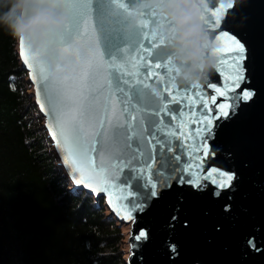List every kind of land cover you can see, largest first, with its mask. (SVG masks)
<instances>
[{"label": "water", "instance_id": "95a60500", "mask_svg": "<svg viewBox=\"0 0 264 264\" xmlns=\"http://www.w3.org/2000/svg\"><path fill=\"white\" fill-rule=\"evenodd\" d=\"M120 2L135 10V18L119 7L117 0H90L91 23L99 38L100 51L106 58L116 56L117 63L125 64L120 58L122 50L143 38V46L152 56L137 48L130 53L135 67L125 64V71L132 72L133 78L153 73L147 83L161 92V97L147 92L146 103L166 105L167 114L162 111V123L151 128L149 118H145L148 144L139 142L142 151L134 159L129 156L120 162L100 151L97 143L86 166L75 155L72 156L75 163H70L66 148L71 142H65L52 118L49 93L54 92L51 86L46 92L45 84L57 67L64 70L63 76H68L77 64V57L71 51L62 57L55 46V39L64 32L49 36L36 50L19 41L21 67L29 76L27 81L33 87L30 92L44 117V127L60 164L75 190L85 191L97 200L103 198L109 215L117 219L119 226L130 228L126 264H264V0H200L201 24L211 41L215 45V37H225L223 62L198 87L176 85L174 89H169L163 67H149L159 59L157 53H166L176 84L180 69L173 46L165 38L174 25L146 0ZM213 12H219L218 27ZM141 19L147 22L146 26H140ZM69 20L71 23L70 17ZM152 31L163 42L155 50L150 47ZM228 36L242 46V52L227 40ZM22 43L30 51L27 60ZM95 47L90 41L87 51ZM49 49H54L57 56L48 58ZM87 51L80 47L81 59L87 58ZM32 55L48 64L44 70L47 76L32 62ZM124 55L127 57L128 53ZM217 88L225 94L217 93ZM177 90L181 95H177ZM243 91L251 93L250 99L237 100ZM222 104L230 105L226 109L228 116L217 119L218 106ZM121 107L116 104L117 111ZM135 115L139 117L142 113ZM120 118L126 120L123 114ZM136 148L133 143L132 149ZM121 163V170L117 171ZM212 168L233 177L229 187H217L205 178ZM94 174L98 176L88 178ZM153 190L158 195L145 202L144 195ZM141 231L146 237L136 239Z\"/></svg>", "mask_w": 264, "mask_h": 264}, {"label": "trees", "instance_id": "16d2710c", "mask_svg": "<svg viewBox=\"0 0 264 264\" xmlns=\"http://www.w3.org/2000/svg\"><path fill=\"white\" fill-rule=\"evenodd\" d=\"M18 47L0 21V264H126L128 227L103 198L74 189Z\"/></svg>", "mask_w": 264, "mask_h": 264}, {"label": "snow or ice", "instance_id": "6c2138e0", "mask_svg": "<svg viewBox=\"0 0 264 264\" xmlns=\"http://www.w3.org/2000/svg\"><path fill=\"white\" fill-rule=\"evenodd\" d=\"M119 7L123 8L127 14H131V10L126 3L117 0ZM63 7L67 15L71 18V23L66 28L64 33L55 39V46L60 50L61 56L66 52L71 51L77 57V64L71 70L68 76H63L64 70L57 67L56 72L52 75V79L45 84L46 92H49L50 86L54 95L49 93V100L51 104V114L57 126L60 129V135L65 137V142L69 143L66 151L69 153L70 163H75L72 156L75 155L80 161L81 165L86 166L89 159V153L96 151V144L100 146V151L107 152L116 157L120 162L125 161V157L134 159L142 151L140 141H144L145 145L148 144V138L144 135V120L148 119V125L151 128L154 125L162 123L161 112L167 114V106L161 104H148L146 103V94H151L157 98L161 97V92H157L155 88L151 87L147 80L153 74L149 72L148 76H141L133 78L132 72L125 71V64L135 67L132 64L130 53L137 48L141 52H146L148 56H152L151 51H147L143 46V38L135 40L128 47L122 50L120 58L125 60V64L117 63L116 56L106 58L105 53L100 51L99 38L95 35L94 26L91 23L90 16V0H63ZM231 7V5H229ZM223 6H221V10ZM141 16L143 13L140 14ZM154 16L155 14L152 13ZM215 26H219V12H213ZM146 21L140 20V26H146ZM227 26V22H226ZM225 37L218 35L215 37L214 56L216 58V66L219 67L223 62L221 60L222 53L224 52L223 41ZM227 40L236 45V50L242 52L243 48L231 36ZM96 45L95 50L87 51L89 42ZM151 41H156L152 44ZM83 46L87 51V58L81 59L80 47ZM163 46V42L158 40L156 34L152 31L150 37V47L155 50ZM22 47L26 53V60L28 59L27 53L30 52L22 43ZM128 53L125 57L124 53ZM159 59L156 63L150 64L152 69L164 68L168 75L169 89L176 88L174 78L171 76V61L167 59L166 53H157ZM156 59V57H153ZM31 60L35 63L44 75H48L44 70L48 64L40 60L38 55H32ZM77 69L79 71L77 72ZM106 73H110L106 76ZM158 75V74H157ZM159 80L163 77L158 75ZM235 84V81L233 82ZM198 87V85L193 86ZM220 95H224L219 88L215 89ZM177 95H181L177 90ZM251 93L243 91L237 100L247 101L250 99ZM119 97V99H117ZM171 97V93H170ZM175 99V97H171ZM122 105L119 111L116 110V104ZM230 105L222 104L218 106V116L227 118L228 112L226 109ZM131 109V112L128 111ZM136 113H142L137 117ZM121 114L125 115L126 120L121 121ZM235 115V112H233ZM150 117H156L153 120ZM175 119V117H172ZM133 123L135 126H133ZM210 124V121L208 122ZM139 129V130H137ZM136 143V150L132 149V144ZM207 156V151L204 152ZM151 160V155H149ZM121 165H118L116 170H121ZM84 171L83 168L79 169ZM131 171L129 169V179L131 178ZM98 174H94L93 179ZM112 178L115 179L114 173ZM206 179L211 180L217 187H229V182L233 179L231 175L225 172L218 171L212 168L205 176ZM127 181H125L126 183ZM155 189V185H152ZM158 195L157 191H149L144 195L145 202ZM163 195L162 192L159 193ZM175 219V217H173ZM146 237V233L141 231L135 238L140 239ZM251 245L252 242L249 241Z\"/></svg>", "mask_w": 264, "mask_h": 264}, {"label": "clouds", "instance_id": "9594fccd", "mask_svg": "<svg viewBox=\"0 0 264 264\" xmlns=\"http://www.w3.org/2000/svg\"><path fill=\"white\" fill-rule=\"evenodd\" d=\"M174 27L166 34L180 69L176 85L193 87L205 82L216 67L215 45L201 24L200 0H146ZM2 21L18 39L33 50L49 36L61 35L70 24L63 0H5ZM135 18V10H131ZM135 22V19H134ZM57 56L49 49L48 58Z\"/></svg>", "mask_w": 264, "mask_h": 264}, {"label": "rangeland", "instance_id": "374dc122", "mask_svg": "<svg viewBox=\"0 0 264 264\" xmlns=\"http://www.w3.org/2000/svg\"><path fill=\"white\" fill-rule=\"evenodd\" d=\"M129 230H130V228L128 227V237H129ZM128 237H127V241H128ZM127 241H126V244H127ZM128 250H129V246H128ZM128 250H127V252H128Z\"/></svg>", "mask_w": 264, "mask_h": 264}]
</instances>
